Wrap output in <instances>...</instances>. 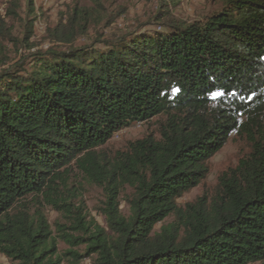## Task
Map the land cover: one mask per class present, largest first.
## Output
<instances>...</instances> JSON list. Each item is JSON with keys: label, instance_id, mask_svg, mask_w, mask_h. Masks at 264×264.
<instances>
[{"label": "trees", "instance_id": "1", "mask_svg": "<svg viewBox=\"0 0 264 264\" xmlns=\"http://www.w3.org/2000/svg\"><path fill=\"white\" fill-rule=\"evenodd\" d=\"M72 10L63 25L72 31L53 36L66 47L0 69V253L62 264L48 222L24 202L57 205L78 168L105 191L109 231L82 216L77 234L59 228L72 247L85 245L68 251L74 264H264V0H224L204 21L170 19L162 30L83 45L74 37L90 16ZM158 115L157 133L112 160L99 156L115 133ZM233 133L250 153L219 176L213 196L181 205ZM126 186L129 215L119 201Z\"/></svg>", "mask_w": 264, "mask_h": 264}, {"label": "rangeland", "instance_id": "2", "mask_svg": "<svg viewBox=\"0 0 264 264\" xmlns=\"http://www.w3.org/2000/svg\"><path fill=\"white\" fill-rule=\"evenodd\" d=\"M224 0H34L33 11L30 12L28 0H0V28L9 30L0 34V69L14 65L23 58L29 57L37 50H46L52 47L63 49L67 45L53 39L56 31L71 32L68 24L69 15L73 8L78 6L89 13L90 21L86 23V30L75 35L76 45L88 44L114 38L136 31L139 34L151 30H162V23L170 19H178L185 23L204 21L207 17L222 8ZM83 15L73 29L85 24ZM82 21V22H80ZM62 23L61 25H59ZM32 24V27H31ZM80 25V26H79ZM30 32L27 33L29 29ZM66 29V30H64ZM25 36H28L25 39ZM100 42H97L99 44ZM163 115H158L146 122H135L124 128L96 151L103 160H112L119 152L128 149L129 142L143 138L150 133H157L158 121ZM250 153V145L246 139L235 133L228 142L209 161V172L206 178L196 187L186 192L178 202L184 205L194 201L199 196L211 197L215 194L219 176L230 169H234L240 159ZM58 191V204L53 205L43 197L38 199L29 197L26 209L35 217L42 215L48 222L53 236L56 237L57 252L62 257V264H74L70 250L85 252V245L72 247L61 236L58 229L64 232L75 233L72 227L76 226V217L82 216L86 223H94L109 231L105 207V191L102 187L89 180L78 168H74L68 176L66 186ZM134 190L126 186L119 195L121 211L124 215L130 214L128 198ZM66 208L69 211H66ZM174 219L170 216L165 219L169 223ZM94 220L93 222H91ZM75 221V223H74ZM162 223L156 226L159 229ZM92 257H95L92 256ZM92 263L91 257L83 259L80 264ZM0 264H16L15 261L0 253ZM250 264H261L254 262Z\"/></svg>", "mask_w": 264, "mask_h": 264}, {"label": "snow or ice", "instance_id": "3", "mask_svg": "<svg viewBox=\"0 0 264 264\" xmlns=\"http://www.w3.org/2000/svg\"><path fill=\"white\" fill-rule=\"evenodd\" d=\"M222 94L221 93H219V92H213L212 93V97H213V99H215V98H217V97H219V96H221Z\"/></svg>", "mask_w": 264, "mask_h": 264}]
</instances>
